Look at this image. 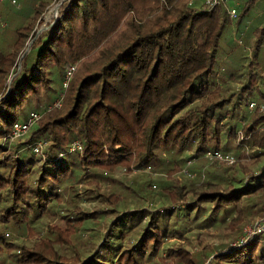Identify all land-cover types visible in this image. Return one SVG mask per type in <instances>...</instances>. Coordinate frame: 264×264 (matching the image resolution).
<instances>
[{"label":"trees","instance_id":"16d2710c","mask_svg":"<svg viewBox=\"0 0 264 264\" xmlns=\"http://www.w3.org/2000/svg\"><path fill=\"white\" fill-rule=\"evenodd\" d=\"M26 1L27 22L0 52V264H264V236L239 246L264 218L257 0L236 17L227 0ZM199 160L213 171L197 174ZM69 188L73 205H61Z\"/></svg>","mask_w":264,"mask_h":264},{"label":"rangeland","instance_id":"374dc122","mask_svg":"<svg viewBox=\"0 0 264 264\" xmlns=\"http://www.w3.org/2000/svg\"><path fill=\"white\" fill-rule=\"evenodd\" d=\"M245 1L246 0H227L226 5L230 9L231 8H236L237 9V6L236 5L237 4L240 5L243 2H245ZM11 5L12 4L10 2L0 3V18L8 23L7 28L0 31V52H5V53L12 51V46H13L15 40H16V35H15L16 28L19 25L22 26L21 24L27 22V19L25 18V17H27L26 16L27 15V11L26 10H24L25 12H20V11L22 10V8L29 7V4L27 3V1L23 3V0H18L17 5L14 6V7H12ZM59 5H60V3H55L53 6H51V8L49 9V11L46 12V14L43 15L42 20L38 22V24L36 26V35L33 36V38H31V40H29L28 44L25 47L24 54L27 53V52H29L30 47L32 46V44L34 43V41L37 40V38L40 35V33L42 31L47 30L51 25H53L54 20L59 15ZM2 12H4L5 14L7 13V14L4 15V14H2ZM233 42H234L233 46H237L236 44L238 43V39H234L233 38ZM20 60H21V58H20ZM16 68H17V71L21 69L20 63H18V65H17ZM240 86L241 85L239 84L238 85V88ZM58 102L55 103L56 104L55 105L56 107H59V105H60V103H58ZM57 104H59V105H57ZM41 113H42V111H41ZM230 153L236 155L235 150H231ZM224 166L226 167L227 165H224ZM189 167H191L192 169H194L196 173L197 172H202V173H206L207 174V171H211V170L213 171V169H211V166H209V164L206 161L204 162L203 160H199L198 162H195L194 164L189 165ZM145 171H146L145 173H152L151 170H145ZM196 173H192V174H195V177H193V178L198 177L197 176L198 173L197 174ZM123 176H125V175H123V172H122V173H116V175H114L112 177L115 178V179H119V178H123ZM176 176L178 178H182V176H184V174H179V175L176 174ZM127 177H132V175H130V176L127 175ZM188 182L189 183H192L194 181L191 179L190 181L188 180ZM73 189L74 188H69L67 190V194H66V196L64 198V201L62 202L61 205H67V206H70V204H71V206L73 205V203L70 202V198L73 195ZM61 205H59V206H61ZM57 212H58V215H60V212L58 211V208H57ZM257 220H255V221L247 224L244 227L243 232H242L240 238L245 234V229L247 227L251 226L252 224H254V222H256ZM9 235H10L11 238L18 236L17 233L12 232V231L9 232ZM20 235L21 236H24V234H20ZM261 240H264V237H262Z\"/></svg>","mask_w":264,"mask_h":264},{"label":"built area","instance_id":"2783aa9c","mask_svg":"<svg viewBox=\"0 0 264 264\" xmlns=\"http://www.w3.org/2000/svg\"><path fill=\"white\" fill-rule=\"evenodd\" d=\"M4 1H11L13 4H17V0H0V2H4ZM225 1L226 0H205V6L209 10H212L213 8L217 7L218 5H220ZM230 14L233 17H236L237 10L235 8L230 10ZM6 26L7 23L3 20H0V29H4L6 28ZM256 107L257 105L254 102L249 105V108L251 110L255 109ZM260 110H263V107H260ZM40 118H41L40 113L34 112L30 115L29 119L26 122L15 123L11 133V140H16L24 136L33 126V124L37 122ZM44 146L45 144L43 142L37 143L34 148L35 153L37 154L42 153ZM75 148L80 149L79 146H75L74 149ZM205 158L208 159L209 161H215L225 165H232L237 161L234 155L230 153L225 154L222 153L221 151H209L206 153ZM185 174H187L190 177L192 176V174L187 172L186 170H185ZM258 236H264V218L254 222V224H252L251 226L245 229V234L242 236L239 246L251 242Z\"/></svg>","mask_w":264,"mask_h":264},{"label":"crops","instance_id":"0c3cea01","mask_svg":"<svg viewBox=\"0 0 264 264\" xmlns=\"http://www.w3.org/2000/svg\"><path fill=\"white\" fill-rule=\"evenodd\" d=\"M198 1L201 2V0H198ZM232 9H234V8H231L230 10H232ZM236 10H238V9H236ZM263 16H264V0H257L255 5L252 8L251 18L256 22L259 19H261ZM260 23L262 25H264V22L260 21Z\"/></svg>","mask_w":264,"mask_h":264}]
</instances>
